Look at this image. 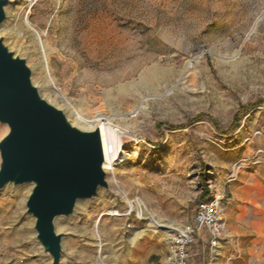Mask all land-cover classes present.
Here are the masks:
<instances>
[{
  "label": "rangeland",
  "instance_id": "obj_1",
  "mask_svg": "<svg viewBox=\"0 0 264 264\" xmlns=\"http://www.w3.org/2000/svg\"><path fill=\"white\" fill-rule=\"evenodd\" d=\"M4 13L0 40L44 100L133 124L111 173L126 193L107 184L63 215L61 264H98L97 236L104 264H159L166 230L131 246L147 219L129 201L176 230L215 194L232 240L217 264H264V0H7ZM17 186L0 191V264H52ZM207 260V243L190 248L188 264Z\"/></svg>",
  "mask_w": 264,
  "mask_h": 264
},
{
  "label": "water",
  "instance_id": "obj_2",
  "mask_svg": "<svg viewBox=\"0 0 264 264\" xmlns=\"http://www.w3.org/2000/svg\"><path fill=\"white\" fill-rule=\"evenodd\" d=\"M0 0V23L5 18ZM0 121L9 127L0 141V190L7 182L34 186L26 201L35 218L39 242L59 264L61 235L53 218L68 215L78 198H90L106 187L98 129L70 125L63 112L40 95L25 61L13 57L0 40Z\"/></svg>",
  "mask_w": 264,
  "mask_h": 264
},
{
  "label": "bare ground",
  "instance_id": "obj_3",
  "mask_svg": "<svg viewBox=\"0 0 264 264\" xmlns=\"http://www.w3.org/2000/svg\"><path fill=\"white\" fill-rule=\"evenodd\" d=\"M263 16H264V14L258 18V20L255 22V24L253 26V29L255 28L257 22ZM24 21H25L27 26L31 27L27 17H25ZM5 23H6V20H3V22L0 23V35L5 34L4 33V31L6 30ZM37 36L39 37V35H37ZM188 68H189V63H187V65H186V69H188ZM33 84L35 85L36 83L33 81ZM48 84L50 85V88L52 90H57L53 79L50 78L48 80ZM141 105H142V103H139L136 108L140 109ZM69 110H71V109H69ZM141 110H143V109H141ZM69 112H70V115L72 116V118L69 119L70 116L68 114H66L65 117H66L67 121L70 123V125L77 127L78 129H81V130H92V129H98L99 130L101 147H102V157H103L101 168L104 172L105 181L108 184L110 189L112 187V188L116 189L120 193V195L121 194L124 195L126 192L124 193V190L121 188L118 181L115 178L111 177V173H114L115 166L125 162L131 156L128 153H126L122 148V137L125 135L131 134V127L133 125L132 123L128 124V117L129 116L123 115L121 112L116 113V115L120 119V122L125 124L124 127H121L119 125L114 124L112 122V118L104 115L102 113L103 112L102 110L101 111L97 110V112L95 113V116L93 117L92 120H87L83 116V114L78 112V110L73 109L72 111H69ZM89 123H91V124L89 125ZM4 125H7V124L5 123ZM12 183L13 182H7L1 188L0 191L2 192L5 190H10V185ZM20 185L21 186H17L16 189H19V188L24 189V190L28 189V191H30L34 186V183L33 182H27V183H22ZM102 188H104V187L98 186L96 193H98L100 190H102ZM12 191H14V190H12ZM127 200H128V198H127ZM85 201H86L85 198H78L75 202L74 207L77 208L79 205L83 204ZM129 205H130L131 210L134 208L137 210L139 218H143V217L145 218L146 217V219H147V224L145 227H143V228H132L131 229V232L129 235V240H128V242L131 246H135L136 243L138 242V240L141 239L147 232H153V233L158 234L163 229L166 230L165 239L168 241L169 235L167 233V230H171V229L173 230L172 227H169L168 225L159 222L158 219L155 217V215L141 201H139V200L135 201V202L129 201ZM101 215L115 216V215H120V214L114 208H112L110 210H107L106 213H103ZM62 217H63V215H57L53 218V227H54V231L56 234H60V231H62L64 229V226H62V222H61ZM33 222L35 223V220H31L30 223L33 224ZM99 222L100 221H98L96 223V225L94 226L95 230L98 229ZM32 234L36 237V231L35 230H34V232H32ZM97 237H98L97 238L98 241H97V245H96L97 251H96V255H95V262L98 264H104V256H103L102 251H101L102 241L99 239V236H97ZM40 245H41L42 249L45 250L47 254H49L48 251L46 250V247L44 245H42L41 243H40ZM63 250H64L63 249V240L61 237V256H60V260H59L60 264L64 260V258L62 256ZM48 260H49V263L52 262V257L50 254L48 256Z\"/></svg>",
  "mask_w": 264,
  "mask_h": 264
},
{
  "label": "built area",
  "instance_id": "obj_4",
  "mask_svg": "<svg viewBox=\"0 0 264 264\" xmlns=\"http://www.w3.org/2000/svg\"><path fill=\"white\" fill-rule=\"evenodd\" d=\"M222 198V195L215 194L199 202L194 208L191 222L177 230H168L167 253L159 264H188L190 248L198 242L208 244V260L205 264H217L219 251L232 241L224 217Z\"/></svg>",
  "mask_w": 264,
  "mask_h": 264
},
{
  "label": "crops",
  "instance_id": "obj_5",
  "mask_svg": "<svg viewBox=\"0 0 264 264\" xmlns=\"http://www.w3.org/2000/svg\"><path fill=\"white\" fill-rule=\"evenodd\" d=\"M219 259H220V258H219ZM219 259H218V260H219Z\"/></svg>",
  "mask_w": 264,
  "mask_h": 264
}]
</instances>
